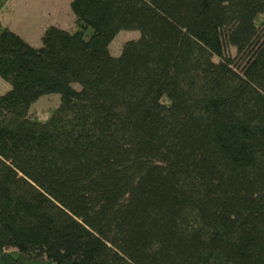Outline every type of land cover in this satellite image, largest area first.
<instances>
[{
  "label": "trees",
  "instance_id": "obj_1",
  "mask_svg": "<svg viewBox=\"0 0 264 264\" xmlns=\"http://www.w3.org/2000/svg\"><path fill=\"white\" fill-rule=\"evenodd\" d=\"M70 8L0 21V264H264V0Z\"/></svg>",
  "mask_w": 264,
  "mask_h": 264
},
{
  "label": "rangeland",
  "instance_id": "obj_2",
  "mask_svg": "<svg viewBox=\"0 0 264 264\" xmlns=\"http://www.w3.org/2000/svg\"><path fill=\"white\" fill-rule=\"evenodd\" d=\"M0 21L34 46L41 44L40 36L48 25H57L67 30L75 27V16L70 8V0H8L0 12ZM139 36V30H120L110 41L109 52L118 55L126 41ZM231 52L234 53V49ZM74 86L78 88L77 84ZM9 88L10 84L0 77V94ZM58 103V93L41 95L31 104L29 113L32 116L46 118Z\"/></svg>",
  "mask_w": 264,
  "mask_h": 264
}]
</instances>
